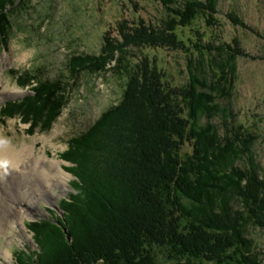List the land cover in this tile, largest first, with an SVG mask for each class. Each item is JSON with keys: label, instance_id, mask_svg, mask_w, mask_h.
Wrapping results in <instances>:
<instances>
[{"label": "trees", "instance_id": "trees-1", "mask_svg": "<svg viewBox=\"0 0 264 264\" xmlns=\"http://www.w3.org/2000/svg\"><path fill=\"white\" fill-rule=\"evenodd\" d=\"M216 3L186 0L184 10L168 8L169 29L150 33L143 26L135 39L183 47L176 26L191 25L201 12L216 14ZM4 12L2 33L12 27L10 9ZM228 50L211 81L191 62L188 89L166 90L152 71L136 85L124 68L119 104L68 142L63 157L75 179L73 194L60 201L63 215L27 225L38 244L29 264H264V252L250 237L252 230H264V171L252 139L228 129L232 113L218 103L230 100L237 58L247 55L237 42ZM94 62L92 56L75 60L73 81L79 68L88 71ZM35 81L34 96L20 102V111L7 104L0 117L34 124L28 116L34 114L44 118L46 131L67 106L68 94L57 84ZM219 116L226 128L222 137L212 123Z\"/></svg>", "mask_w": 264, "mask_h": 264}, {"label": "rangeland", "instance_id": "rangeland-1", "mask_svg": "<svg viewBox=\"0 0 264 264\" xmlns=\"http://www.w3.org/2000/svg\"><path fill=\"white\" fill-rule=\"evenodd\" d=\"M12 1L14 5L8 6V0H0V11L6 15L10 9L7 16L12 22L8 32L0 31V112L13 103L17 104L16 112L20 111V102L34 96L36 78L64 88L68 103L46 131L44 118L29 114L33 124L8 115L0 117V134L12 153L26 148L28 154L20 160L22 165L26 161L31 168L36 158L46 156L59 162L65 175L62 187L46 186L50 189L48 197L34 203L36 212L25 217L23 226L12 214L2 222L0 264H17L22 252L27 253L21 258L22 264H29L28 255L31 259L38 244L27 225L63 215L59 204L73 194L75 179L69 170L72 164L63 157L68 142L119 104L125 84L124 68L133 73L136 85L152 71L160 74L166 90L188 89L191 62H195L201 77L214 80L217 66L226 62L228 47L234 48L237 42L247 55L237 58L230 100L218 103L232 113L228 129L252 139L257 164L264 171V0H216V14L201 12L191 25L176 26L175 34L183 47L142 43L135 36L143 26L150 33L169 29V9L184 10L186 0H173L168 6L162 0ZM195 44L213 52L207 55ZM87 56L95 62L88 71L79 68L78 79L73 81L75 60ZM207 121L202 119L203 124ZM212 123L221 137L226 135L222 117ZM46 166L49 168L48 162ZM9 172H0L2 201H7L9 193H17L15 177ZM250 237L264 252V230H252Z\"/></svg>", "mask_w": 264, "mask_h": 264}, {"label": "bare ground", "instance_id": "bare-ground-1", "mask_svg": "<svg viewBox=\"0 0 264 264\" xmlns=\"http://www.w3.org/2000/svg\"><path fill=\"white\" fill-rule=\"evenodd\" d=\"M8 148L0 134V172L3 174L5 170L6 172L10 171L11 177H15L14 185L17 189V193H9L10 196L7 201L1 200L3 192L2 194L0 193V226L4 220L6 221L7 217H11V214L23 226L25 217L36 212V208L33 206L34 203L48 197L51 189L50 185L62 187L65 174L62 172L59 162L50 160L46 156L36 158L31 168L27 166L26 161H23L22 165L20 160L24 157V154H28L26 148L15 154ZM47 162L49 163V168L46 166ZM46 186L50 189L47 190ZM1 230L2 228L0 227Z\"/></svg>", "mask_w": 264, "mask_h": 264}]
</instances>
